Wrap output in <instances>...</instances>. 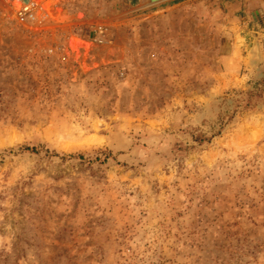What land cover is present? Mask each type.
Here are the masks:
<instances>
[{"label":"rangeland","instance_id":"1","mask_svg":"<svg viewBox=\"0 0 264 264\" xmlns=\"http://www.w3.org/2000/svg\"><path fill=\"white\" fill-rule=\"evenodd\" d=\"M233 1L0 0V264H264V29Z\"/></svg>","mask_w":264,"mask_h":264},{"label":"trees","instance_id":"2","mask_svg":"<svg viewBox=\"0 0 264 264\" xmlns=\"http://www.w3.org/2000/svg\"><path fill=\"white\" fill-rule=\"evenodd\" d=\"M218 102H219L218 99L215 100L207 112V116L210 119H212L211 121L216 122L215 128L212 129L213 132H211L212 133L211 136L207 137L205 134H203L201 132L199 134H193L191 136V139L186 142V146L188 149L189 148L195 149L199 146H203V145L211 142V140H213L215 137L220 136L224 132V130L226 129V126L228 124H230L232 122V120L234 119V116L229 112L230 107H233V109L236 111V109L239 107V105L241 103L240 101H236L231 106H229L228 100H223L220 102V104H218ZM225 105H226V107H225ZM196 132H198V131H196ZM22 151L35 152L36 150H34L30 147H24ZM53 156L58 157L59 161H61L62 163H65L68 160L74 161L76 159H82V160H86V162H88V160L85 158L84 155L65 156V155H59L58 153L54 152Z\"/></svg>","mask_w":264,"mask_h":264},{"label":"bare ground","instance_id":"3","mask_svg":"<svg viewBox=\"0 0 264 264\" xmlns=\"http://www.w3.org/2000/svg\"><path fill=\"white\" fill-rule=\"evenodd\" d=\"M170 1H174V0H167V1L162 2V3H160V2L159 3H154L152 0H150L148 2L146 0H143V6L144 7H152V6L161 5V4L170 2ZM23 2L25 3V5L33 6L36 10H41L44 7H47L48 4H49V0H23ZM102 143H103V139L102 138L91 137V138L82 140L81 142H79V145H81V146H89V145H92V144H102ZM64 146L67 149L69 148V146L66 145V144Z\"/></svg>","mask_w":264,"mask_h":264},{"label":"built area","instance_id":"4","mask_svg":"<svg viewBox=\"0 0 264 264\" xmlns=\"http://www.w3.org/2000/svg\"><path fill=\"white\" fill-rule=\"evenodd\" d=\"M12 11L22 22L35 20L36 9L31 5H25L23 0H10Z\"/></svg>","mask_w":264,"mask_h":264},{"label":"crops","instance_id":"5","mask_svg":"<svg viewBox=\"0 0 264 264\" xmlns=\"http://www.w3.org/2000/svg\"><path fill=\"white\" fill-rule=\"evenodd\" d=\"M252 6H255L254 8L255 10V15H257V17L259 18V23L260 26L262 27V29H264V0H252L251 1ZM257 6V7H256ZM238 8H242V6H239L238 1H233L230 3L229 9H232L233 11L237 10ZM254 20H256L254 18Z\"/></svg>","mask_w":264,"mask_h":264},{"label":"water","instance_id":"6","mask_svg":"<svg viewBox=\"0 0 264 264\" xmlns=\"http://www.w3.org/2000/svg\"><path fill=\"white\" fill-rule=\"evenodd\" d=\"M147 2L150 1V0H146ZM154 3H162V2H165L167 0H152Z\"/></svg>","mask_w":264,"mask_h":264}]
</instances>
